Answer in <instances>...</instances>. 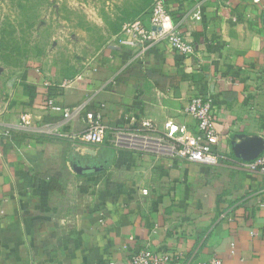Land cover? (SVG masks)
I'll list each match as a JSON object with an SVG mask.
<instances>
[{"label":"crops","instance_id":"1","mask_svg":"<svg viewBox=\"0 0 264 264\" xmlns=\"http://www.w3.org/2000/svg\"><path fill=\"white\" fill-rule=\"evenodd\" d=\"M166 9L193 54L161 42L134 59L113 44L56 93L20 89L0 113V264H129L139 250L169 252L168 264H264V175L239 168L232 151L233 141L264 142V0H168ZM198 92L213 97L216 149L230 160L210 168L140 148L145 121L193 130L183 107ZM50 104L101 112L94 154L71 140L82 119ZM73 163L100 168L76 174Z\"/></svg>","mask_w":264,"mask_h":264},{"label":"rangeland","instance_id":"2","mask_svg":"<svg viewBox=\"0 0 264 264\" xmlns=\"http://www.w3.org/2000/svg\"><path fill=\"white\" fill-rule=\"evenodd\" d=\"M150 3L0 0V113L18 100L20 89L56 93L60 86L93 70L126 21L144 13ZM80 158L84 165H91L87 155Z\"/></svg>","mask_w":264,"mask_h":264},{"label":"built area","instance_id":"3","mask_svg":"<svg viewBox=\"0 0 264 264\" xmlns=\"http://www.w3.org/2000/svg\"><path fill=\"white\" fill-rule=\"evenodd\" d=\"M168 0H151L148 9L126 21L121 34L116 37L114 43L117 47L128 48L134 51V59L158 43H167L181 56H188L194 53V47L187 41L182 33L175 27L172 18L166 9ZM258 1V0H255ZM149 15V25H144L145 16ZM196 11L194 17L199 18ZM51 110L62 114L64 119L77 116L85 124L84 131L79 135H70L71 140L79 139L86 148L96 151L104 141L106 126L102 121L99 110L87 109L86 105L78 104L72 107H61L50 104ZM214 100L210 94L195 93L183 107V112L194 120L193 130L187 131L184 127L172 125L166 122V131H159L148 121L142 126L147 128L149 136L140 137L137 143L140 148L154 151L160 155L173 160L196 163L210 168L218 167L227 158L216 149L217 136L213 129ZM21 122L26 123V115L19 116ZM47 133H54L55 130L46 126L43 129ZM128 142L135 143L132 137ZM87 153V150H83ZM239 168L248 172H258L264 175V151L255 159L238 163ZM146 193V190H143ZM171 256L169 252L157 255L149 250H139L129 256V264H168ZM202 264H220L216 258H211Z\"/></svg>","mask_w":264,"mask_h":264},{"label":"water","instance_id":"4","mask_svg":"<svg viewBox=\"0 0 264 264\" xmlns=\"http://www.w3.org/2000/svg\"><path fill=\"white\" fill-rule=\"evenodd\" d=\"M264 19V16H263ZM264 150V142L259 138H252L242 140L240 142H232V151L234 157L241 161H251L255 159ZM87 153L94 154V151H87ZM72 171L76 174H89L99 170L100 167H82L77 164H72Z\"/></svg>","mask_w":264,"mask_h":264},{"label":"trees","instance_id":"5","mask_svg":"<svg viewBox=\"0 0 264 264\" xmlns=\"http://www.w3.org/2000/svg\"><path fill=\"white\" fill-rule=\"evenodd\" d=\"M226 158H227V157H226ZM229 158H232V157H228V158H227L226 160H224V161H228V160H230ZM56 176H57V175H55V174H54V177H52V178H53L52 180H54V181H55V180H56V178H57Z\"/></svg>","mask_w":264,"mask_h":264}]
</instances>
